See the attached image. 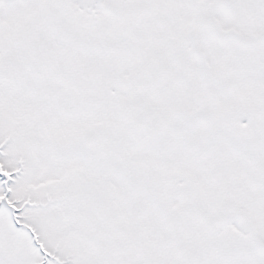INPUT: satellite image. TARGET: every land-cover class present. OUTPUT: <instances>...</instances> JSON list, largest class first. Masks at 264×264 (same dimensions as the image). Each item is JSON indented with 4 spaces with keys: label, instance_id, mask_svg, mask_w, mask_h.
Instances as JSON below:
<instances>
[{
    "label": "snow or ice",
    "instance_id": "6c2138e0",
    "mask_svg": "<svg viewBox=\"0 0 264 264\" xmlns=\"http://www.w3.org/2000/svg\"><path fill=\"white\" fill-rule=\"evenodd\" d=\"M0 264H264V0H0Z\"/></svg>",
    "mask_w": 264,
    "mask_h": 264
}]
</instances>
